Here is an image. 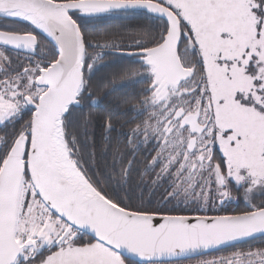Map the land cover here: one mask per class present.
I'll return each mask as SVG.
<instances>
[{"label": "snow or ice", "instance_id": "1", "mask_svg": "<svg viewBox=\"0 0 264 264\" xmlns=\"http://www.w3.org/2000/svg\"><path fill=\"white\" fill-rule=\"evenodd\" d=\"M0 264H264V0H0Z\"/></svg>", "mask_w": 264, "mask_h": 264}]
</instances>
